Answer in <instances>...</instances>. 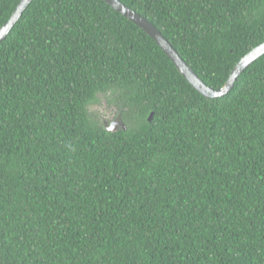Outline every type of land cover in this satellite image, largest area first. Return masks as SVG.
<instances>
[{"label":"trees","instance_id":"1","mask_svg":"<svg viewBox=\"0 0 264 264\" xmlns=\"http://www.w3.org/2000/svg\"><path fill=\"white\" fill-rule=\"evenodd\" d=\"M119 1L215 90L264 44V0ZM0 264H264V56L207 99L105 1L34 0L0 43Z\"/></svg>","mask_w":264,"mask_h":264},{"label":"water","instance_id":"2","mask_svg":"<svg viewBox=\"0 0 264 264\" xmlns=\"http://www.w3.org/2000/svg\"><path fill=\"white\" fill-rule=\"evenodd\" d=\"M34 0H22L15 12L11 16L9 22L0 30V43L3 42L17 22L23 16L26 9ZM117 13L134 23L141 30H143L148 36H150L167 55V57L175 65L179 73L187 80V82L202 96L207 99H218L227 96L235 87V83L243 72L248 69L255 61L264 56V44L252 50L246 55L238 65L233 69L228 81L223 88L219 90L212 89L207 86L198 75L184 62L179 53L173 48V46L167 41L162 34L145 18L131 10L119 0H103ZM153 118V114L150 116V121ZM105 127L109 132H116L120 128L126 130V126L123 123L121 117L117 118L111 126L105 123Z\"/></svg>","mask_w":264,"mask_h":264},{"label":"rangeland","instance_id":"3","mask_svg":"<svg viewBox=\"0 0 264 264\" xmlns=\"http://www.w3.org/2000/svg\"><path fill=\"white\" fill-rule=\"evenodd\" d=\"M110 96H99V102L96 105L90 106L89 111L93 115V117L97 118L102 125L108 123L111 126L117 117V109L116 106L110 102Z\"/></svg>","mask_w":264,"mask_h":264}]
</instances>
